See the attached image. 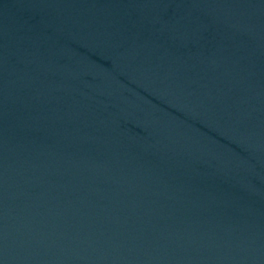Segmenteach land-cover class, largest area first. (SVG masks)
Listing matches in <instances>:
<instances>
[{
	"label": "water",
	"instance_id": "1",
	"mask_svg": "<svg viewBox=\"0 0 264 264\" xmlns=\"http://www.w3.org/2000/svg\"><path fill=\"white\" fill-rule=\"evenodd\" d=\"M0 264H264V0H0Z\"/></svg>",
	"mask_w": 264,
	"mask_h": 264
}]
</instances>
